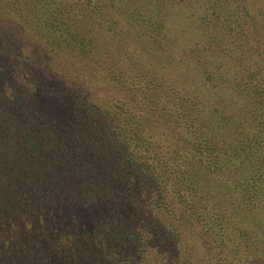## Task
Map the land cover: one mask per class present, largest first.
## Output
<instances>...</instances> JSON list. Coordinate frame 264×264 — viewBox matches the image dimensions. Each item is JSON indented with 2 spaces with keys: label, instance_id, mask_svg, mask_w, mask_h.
<instances>
[{
  "label": "trees",
  "instance_id": "1",
  "mask_svg": "<svg viewBox=\"0 0 264 264\" xmlns=\"http://www.w3.org/2000/svg\"><path fill=\"white\" fill-rule=\"evenodd\" d=\"M0 264H264V0H0Z\"/></svg>",
  "mask_w": 264,
  "mask_h": 264
}]
</instances>
